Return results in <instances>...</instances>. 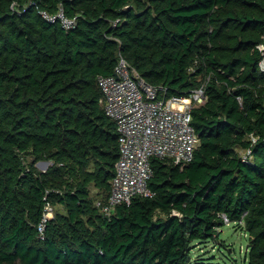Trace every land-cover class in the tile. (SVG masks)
Wrapping results in <instances>:
<instances>
[{
  "label": "trees",
  "instance_id": "trees-1",
  "mask_svg": "<svg viewBox=\"0 0 264 264\" xmlns=\"http://www.w3.org/2000/svg\"><path fill=\"white\" fill-rule=\"evenodd\" d=\"M60 10L70 29L42 14ZM261 43L264 0H0V264H214L193 246L229 222L249 236L247 264H264ZM121 57L166 96L204 89L200 143L184 167L154 158L155 196L90 231L88 187L108 195L119 155L97 79ZM46 201L69 215L42 239Z\"/></svg>",
  "mask_w": 264,
  "mask_h": 264
},
{
  "label": "built area",
  "instance_id": "built-area-1",
  "mask_svg": "<svg viewBox=\"0 0 264 264\" xmlns=\"http://www.w3.org/2000/svg\"><path fill=\"white\" fill-rule=\"evenodd\" d=\"M42 14L51 22L59 20L67 29L75 23L62 10L56 16ZM258 48L262 52L259 69L264 73V43ZM97 85L103 111L114 122L119 143L109 193L96 202L100 213L109 218L120 205L129 206L137 197L155 196L149 186L154 158L182 167L193 159L200 138L192 124V109L196 104L204 103L207 97L203 88L186 97L166 96L123 57L119 58L113 74L98 77ZM51 209L52 204L46 201L37 227L42 239ZM240 222L243 224L242 220Z\"/></svg>",
  "mask_w": 264,
  "mask_h": 264
},
{
  "label": "rangeland",
  "instance_id": "rangeland-1",
  "mask_svg": "<svg viewBox=\"0 0 264 264\" xmlns=\"http://www.w3.org/2000/svg\"><path fill=\"white\" fill-rule=\"evenodd\" d=\"M103 105V104H102ZM47 161V166L43 167L41 162ZM53 162L50 160H40L35 163V167L39 171H47ZM90 189V197L92 203V212L95 215L93 223H89V214H82L81 220L83 221L86 228L90 231L97 229L99 219L101 215L96 202L99 199L104 198L107 193L104 189L97 188L93 182L88 187ZM52 214L50 215V220L55 221V223L63 224L67 222V217L69 215L68 207L60 203H52ZM102 217V216H101ZM227 222V220H226ZM67 227V225H65ZM249 246V236L243 230V228L236 223H226L221 227L220 238L216 240H208L207 242H196L193 246V261L198 259H206L209 263L214 264H247V254ZM213 259V260H211Z\"/></svg>",
  "mask_w": 264,
  "mask_h": 264
},
{
  "label": "water",
  "instance_id": "water-1",
  "mask_svg": "<svg viewBox=\"0 0 264 264\" xmlns=\"http://www.w3.org/2000/svg\"><path fill=\"white\" fill-rule=\"evenodd\" d=\"M41 164H43V167H45V166H47L48 162L44 161V162H41Z\"/></svg>",
  "mask_w": 264,
  "mask_h": 264
}]
</instances>
